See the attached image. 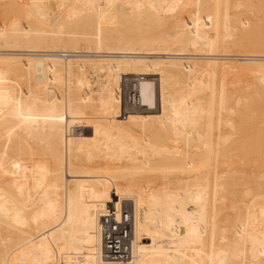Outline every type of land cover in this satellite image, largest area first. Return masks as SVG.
Returning <instances> with one entry per match:
<instances>
[{"label": "bare ground", "instance_id": "bare-ground-1", "mask_svg": "<svg viewBox=\"0 0 264 264\" xmlns=\"http://www.w3.org/2000/svg\"><path fill=\"white\" fill-rule=\"evenodd\" d=\"M255 4L0 0V264H264V109L204 75L256 71L262 94L264 39L240 60L199 56L247 47L228 34L245 35ZM185 67L200 74L175 86ZM140 74L142 107L122 119V80ZM249 119L236 160L227 126ZM126 201L132 255L119 262L100 219Z\"/></svg>", "mask_w": 264, "mask_h": 264}, {"label": "rangeland", "instance_id": "rangeland-1", "mask_svg": "<svg viewBox=\"0 0 264 264\" xmlns=\"http://www.w3.org/2000/svg\"><path fill=\"white\" fill-rule=\"evenodd\" d=\"M257 4L259 3V2H256ZM257 4H255V5H253V8H255L254 6H256V9L254 10L253 8V12L255 13V15H254V13H253V15L255 16V18H254V16H253V18H252V16H250L249 17V15H250V12L252 11V9H251V11L250 10H247V9H243L242 11H245V13H246V15H248V16H245V17H243V20H244V18H245V20H244V22L245 23H247V25H249V23H250V25H254L253 26V28L256 30V32L254 31V29L253 30H251V31H248L249 29H246V28H248V27H250V25L249 26H247V25H245L244 24V22H243V20L241 19V18H238L239 20L241 19V21L239 22V21H237L236 22V20H235V23H238L237 24V27L239 28H242L243 26H244V29L242 28V30L243 31H246L245 32V35H239L240 34V31L238 32V34L236 35V36H234V35H232V37H231V35H229L228 34V36H229V38H231V39H233L234 38V41H237L238 39V41H240V39H241V41L242 42H244L245 44H247L246 42H248V45H249V43H250V45H249V47H248V45H247V47H237V49H235V51L234 52H218L217 53V55H199V56H222V57H228V58H230V59H237V60H240V59H242V57H245V56H247V54H250V52H244V51H242V49L243 50H245V49H250V51L251 50H255V48H256V50H258V48L259 47H261L262 46V42L264 41L263 39V37H264V35H262V33H264V8H263V13H261V11L262 10H260V9H262V7L264 6V4H263V6H261V5H258L259 7L261 6V8H257ZM261 4V3H260ZM244 6H246V5H244ZM247 8H250L251 7V5H249V6H246ZM246 7H244V8H246ZM238 8V7H237ZM240 8V7H239ZM243 8V7H242ZM250 11V12H249ZM256 11H257V13H256ZM236 12H238V11H236ZM239 12H240V9H239ZM259 12L261 13L260 15H258L259 14ZM244 13V14H245ZM247 13H249V14H247ZM240 14H242V12L240 13ZM252 14V13H251ZM258 16V17H257ZM260 16H261V18H260ZM247 17V18H246ZM251 18V19H250ZM237 19V20H238ZM259 19H260V21L261 22H259L260 24H257V27H256V25H255V23H256V21H259ZM256 20V21H255ZM263 20V21H262ZM243 23L242 25L240 24V23ZM255 22V23H254ZM258 23V22H257ZM239 25V26H238ZM242 27H241V26ZM250 28H252V27H250ZM236 29V32L238 31V29L237 28H235ZM229 30V29H228ZM257 30H258V32H257ZM262 32H261V31ZM242 31V32H243ZM247 31H248V34L249 33H251L250 34V36H247L248 34H247ZM252 31H254L253 33L255 34V33H257L256 35H254L253 33H252ZM259 31H260V33H259ZM241 32V33H242ZM244 34V33H243ZM260 34V35H259ZM239 35V36H238ZM252 35V36H251ZM242 36V37H241ZM237 39H236V38ZM239 37V38H238ZM262 37V38H261ZM257 38V39H256ZM260 38V40L262 41H260V40H258ZM243 40H247L246 42L245 41H243ZM255 40H257V42L258 43H256L255 42ZM240 41V42H241ZM259 41H260V43H261V45L258 47H256V45L258 44H260L259 43ZM241 42V43H242ZM254 42V43H253ZM238 43V42H237ZM256 43V44H255ZM255 47V48H254ZM239 49H241V51L239 50ZM238 50V51H237ZM257 54H259V53H257ZM1 64V66H3V63L2 62H0ZM8 64V62H4V66L2 67L3 69H4V67H6V65ZM229 64L227 63L226 65H225V63L224 64H222L220 67H218V69H216L215 70V68H214V71L216 72V74H217V76H216V74L214 73V71H213V67H212V69H210V68H208V70H207V68L206 67H204V70H207V71H211V72H213V73H211V72H208L207 73V71H205L206 72V74L203 72V70L201 69L202 67H200L199 66V68H198V66H197V68L198 69H200L201 70V73L203 72L204 73V75H206L205 77H207L208 78V76H207V74H209V80H210V78H211V76L210 75H212L213 74V77L211 78V81L209 82L210 84H211V86L213 87H215L216 89H221V91L225 94V95H228V96H230L231 98L233 97V98H241L242 99V101H243V103L245 104V105H250V107H253L254 109L255 108H259L260 106H263V107H261L262 109H264V100H262V97H261V95L264 93V91L262 92V94H261V91H260V86H259V83L258 82H256V80H257V78H255V75L257 74V72L256 71H254L255 72V74H254V72L253 71H249V70H247V73H246V69H244V68H242V69H240V67H237V65L236 66H228ZM8 66V65H7ZM9 67V66H8ZM7 68V67H6ZM186 68V67H185ZM185 68H182V69H185ZM190 68H191V70H190ZM192 68H196V67H187L186 69H188L189 71L187 72H184V71H181L183 74H182V81L183 82H185V83H183L182 84V81L180 82V80L178 81L177 79H176V76H177V74H175V72H172V73H170V74H172V75H170L171 76V78H172V80L174 81V82H176L175 83V86H177V85H182L183 86V88H185L184 86H186V88H188V81H190V78L189 77H193L194 78V76H196V73H197V76L196 77H198V74H200V71H198V72H196L195 73V70L193 69V71H194V73H192L191 71H192ZM181 69V70H182ZM185 69V70H186ZM217 70L219 71V72H217ZM249 71V72H248ZM231 72V73H230ZM253 72V73H252ZM107 74H108V71L107 70H102L101 72H100V74H99V77H100V79H104V78H106L107 77ZM179 74V73H178ZM188 74V75H187ZM195 74V75H194ZM176 75V76H175ZM180 75H181V73H180ZM179 75V76H180ZM186 75V76H185ZM214 75H215V78H214ZM144 77H146L145 75H143ZM187 76H189V77H187ZM203 75L201 74V77H202ZM257 76H259V74L258 75H256V77ZM127 77H130V76H125V78H127ZM185 77H187V78H185ZM200 77V76H199ZM214 78V79H213ZM233 78V79H232ZM186 79H188L187 80V82H186ZM192 79V78H191ZM196 79V78H195ZM194 79V80H195ZM201 80L203 79H206V78H200ZM215 79H218V80H216L215 81ZM194 80H192L193 81V83H194ZM197 80V83H198V78L196 79ZM195 80V81H196ZM214 81V82H213ZM181 84H180V83ZM231 82V83H230ZM178 83V84H177ZM192 82H190V84H191ZM192 83V85L191 86H193V85H195V84H193ZM207 83H208V81H207ZM215 83V84H214ZM257 84H258V86H257ZM190 86V87H191ZM223 86V87H222ZM255 86H257V88H255ZM264 86V85H263ZM174 87V86H173ZM175 88V87H174ZM179 87H177V89H178ZM180 88H182V87H180ZM179 88V89H180ZM259 88V89H258ZM176 89V88H175ZM207 89V88H206ZM203 89V91L200 93V94H202V95H206V94H208L209 93V91H210V89ZM233 89H234V91H233ZM238 89V90H237ZM241 89V90H240ZM256 89H258L259 90V93L257 92L256 93V95H255V90ZM264 89V88H263ZM263 89H261V90H263ZM229 90V91H228ZM254 90V91H253ZM220 91V90H219ZM220 91V92H221ZM206 92V93H205ZM251 93V95L254 93V97L252 98V100L254 99L256 102H252V100L251 101H249L248 99H251V96L250 97H247V95L248 94H250ZM244 94V95H243ZM259 94V95H258ZM261 94V95H260ZM246 95V96H245ZM236 96V97H235ZM245 96V97H244ZM259 96V97H258ZM261 97V98H260ZM232 98V99H233ZM246 98V99H245ZM264 98V97H263ZM235 99H233V100H235ZM253 100V101H254ZM258 102V103H257ZM253 103V105L251 106V104ZM255 103V104H254ZM256 103L257 104H259V107H257L256 106ZM260 108V109H261ZM134 109H131L129 112H131V111H133ZM231 120V119H230ZM234 120V121H233ZM232 121H233V123L235 124V121H237V119L235 120L234 118H232ZM248 122V124L245 122V123H242L241 124V127H240V129H238L237 127L235 128V125L237 126V122H236V124L233 126V123H232V125L230 126V124H229V126L233 129H230L228 126H227V130L228 131H230V133H228V131L226 132V138H225V140L226 141H223V142H225V144L227 143L228 145H231V148L233 147V146H235V144L236 143H238L239 144V142L241 141H244L246 144H247V140H248V142L250 141V139H251V141L249 142V143H251V142H253L254 141V138H253V131H252V129H250L251 128V126H252V124L250 123V119L247 121ZM231 123V122H230ZM238 124H240V123H238ZM246 124V125H245ZM233 126V127H232ZM245 127V128H244ZM248 127V128H247ZM234 128L236 129V130H234ZM230 129V130H229ZM246 130L245 132H244V130ZM84 131L86 132V133H88L89 132V130H88V128H85L84 129ZM232 131V132H231ZM133 132H136V131H132V133ZM234 132V133H233ZM239 132V133H238ZM250 132V133H249ZM242 133H245V134H242ZM134 135H137V134H135V133H133ZM231 134V135H230ZM236 134V135H235ZM238 134V135H237ZM247 134H248V137H246L247 136ZM252 134V135H251ZM229 135L231 136V137H229ZM228 136V137H227ZM243 136V139H245V137H246V139L245 140H243L241 137ZM232 137H234V138H232ZM238 139H237V138ZM248 138H250V139H248ZM228 140H231L230 142L228 141ZM232 140H234V141H232ZM240 142V143H241ZM260 142L261 143H264V137H262L261 138V140H260ZM233 145V146H232ZM237 146V145H236ZM227 148H229V147H226V149ZM233 149H234V157H236L235 159L237 160V156H238V154H237V151L239 150H237V147L236 148H234L233 147ZM232 149V150H233ZM231 150V149H230ZM229 150V151H230ZM224 151H226L225 149H224ZM232 152V151H231ZM232 152V153H233ZM239 152V151H238ZM240 153V152H239ZM190 159V158H189ZM262 159H264V157L262 158ZM186 160H187V158H186ZM261 168H264V167H261ZM260 168V169H261ZM261 173L263 174V172H262V169H261ZM130 202L129 201H126L124 204H123V208H125V209H127V210H130Z\"/></svg>", "mask_w": 264, "mask_h": 264}, {"label": "built area", "instance_id": "built-area-1", "mask_svg": "<svg viewBox=\"0 0 264 264\" xmlns=\"http://www.w3.org/2000/svg\"><path fill=\"white\" fill-rule=\"evenodd\" d=\"M143 75H132L123 78L120 91L118 92L122 108L120 116L125 119L131 109L142 107L139 97V84ZM100 231L103 241V255L106 259L119 262L130 260L132 251L131 215L123 208L117 216L116 210L112 207L101 216Z\"/></svg>", "mask_w": 264, "mask_h": 264}]
</instances>
